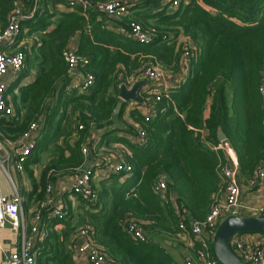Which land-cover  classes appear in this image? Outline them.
I'll use <instances>...</instances> for the list:
<instances>
[{"label":"trees","instance_id":"obj_1","mask_svg":"<svg viewBox=\"0 0 264 264\" xmlns=\"http://www.w3.org/2000/svg\"><path fill=\"white\" fill-rule=\"evenodd\" d=\"M24 1L25 13H30L34 1ZM84 1L96 6L113 0ZM12 10V0H0V30L7 27ZM107 21L105 14L98 11L83 7L70 10L63 0H41L32 19L22 23L21 38L33 42L24 50L25 68L8 91L15 115L0 116V138L8 144L15 143L33 123L45 118L42 138L30 156L33 161L25 164L27 168L36 164L44 153L51 158L32 194L40 190L41 202L54 175L80 170L87 164L88 156L82 148L92 142L98 128L123 121L130 101L115 113L121 102L122 84L149 65L172 76L179 74L189 46L182 39L191 41L196 49L191 50L194 56L189 62L190 78L180 86L183 95L179 98L170 90L163 91L156 103L157 115L151 120L139 109L152 105L147 101L148 95L144 94L141 103L136 102L130 115L145 131L148 144L139 152V147L126 143L134 152L127 158L134 176L121 184L119 180L125 174H112L99 188L94 185L98 201L88 204L82 227L92 228L94 242L115 264H186L184 256L183 263L179 262L161 246L163 238H175L184 245L183 231L175 207L162 201L153 187L165 175L169 189L179 196L178 207L191 220H205L215 196L225 187L219 178L225 164L217 139L220 126L237 153L242 175L251 179L259 171L264 162V106L260 93L264 71V0H188L175 11L165 0H138L130 4L128 15L118 25L126 30L132 24L140 25L152 35L148 45L110 30ZM76 37L77 53L88 61L82 64L81 71L95 79L88 94L69 88L72 76L63 52ZM32 71L36 73L34 81L22 85ZM208 100L211 114L204 121ZM233 120L235 126L230 124ZM203 125L209 130L205 141L212 147L200 159L194 155L202 152ZM135 128L127 127L126 131L135 133ZM109 136L106 133L103 139ZM167 138L176 140V148L170 154L146 153L151 143L159 149ZM108 142L125 143L117 137ZM100 145L101 141L99 149ZM28 174L31 177L32 171L28 170ZM130 183L137 185L133 193L127 190ZM63 209L66 216L53 219L46 226L37 264H76L74 246L78 231L57 230L63 225L69 228L67 220L73 210ZM128 220L138 224L151 241H133L125 231ZM211 249L213 252L212 246Z\"/></svg>","mask_w":264,"mask_h":264},{"label":"built area","instance_id":"obj_2","mask_svg":"<svg viewBox=\"0 0 264 264\" xmlns=\"http://www.w3.org/2000/svg\"><path fill=\"white\" fill-rule=\"evenodd\" d=\"M12 1L13 10L9 14V23L4 30H0V116L4 118L15 115L8 91L11 85L18 81L20 74L25 68L27 59L24 50L28 46V41L21 38L22 23L32 19L38 4L41 2V0H33V10L30 13H25L24 0ZM63 1L67 9L70 10L83 7L105 14L108 18L107 26L110 30L128 36L140 44L148 45L152 42V35L146 33L140 25L132 24L130 30L118 25L128 15L130 4L138 0H113L96 6L84 0ZM165 2L168 3L171 11H175L182 3H187L188 0H165ZM187 42L189 41L187 40ZM191 50L193 49L188 46L184 52L182 70H186L191 58L194 56ZM77 51L78 41H71L63 52V57L68 63L69 72L72 76L69 88L78 90L81 94H88L94 86L95 79L92 74L81 71L82 64H88V61L79 56ZM176 76L179 81H183L185 75L181 71ZM145 80L150 85L145 94L148 95L147 101L152 103V105L149 107L148 112L143 114L151 120L155 115L154 104L159 102L163 92L159 87L165 82V87H170L168 82L171 80V76L162 68L149 65L140 71L137 77L130 78L127 84L124 83L122 86L127 88L134 87L135 84ZM262 80L260 93L264 106V71ZM142 98H144V95ZM135 107L136 103H132V109H135ZM132 109L127 111L128 116ZM45 121L44 117L40 118L30 126L24 136L15 143H10L14 149L13 152L3 145L0 138V167L4 171H7V166L13 162L17 172L24 174L25 164L42 138ZM79 128L83 129V126ZM135 129L137 132L135 145L140 148L146 147L148 140L145 131L140 126ZM92 138V142L82 148L85 155L92 157V161L86 170L80 169L79 173L71 176L67 189L75 197L93 205L98 201V194L92 185L94 172L97 167L102 166L113 174H130L133 171V166L123 156L118 157L116 160H111L109 157L100 154L99 140L94 135ZM219 149L223 153L225 162L219 171V175L225 187L219 197L215 199V203L205 220H191L177 207L175 208L176 214L180 219V229L183 231L182 242L186 250L184 255L186 264H220L215 258L211 246L218 226L226 217L236 213L239 214L242 209L251 211L255 217H264V204L250 208L244 205L241 169L234 148L228 141H221ZM126 153L129 154L128 151ZM251 179V186L256 187L259 183L264 185V162L255 177ZM10 181L13 189V193L10 195L4 194L0 186V230L10 229L17 235L18 240L14 245L15 251L9 253L7 257V264H37L39 246L42 245L45 235L44 229L47 225L44 221L45 217L47 220L63 218L66 216V212L58 206V199L54 195V186L50 182L46 188L45 198L37 203L32 213V219L27 224L25 199L14 180L10 178ZM153 190L162 200L165 201L169 198L165 175H161L156 180ZM187 220L189 221L188 224L186 223ZM125 231L137 243L147 244L151 241L143 229L134 221L128 220L125 222ZM250 237H258L263 240L253 243L250 241ZM231 246L236 254L247 264H264L263 234L236 235L231 241ZM74 254L76 264H115L94 242L91 227L80 229L76 234Z\"/></svg>","mask_w":264,"mask_h":264},{"label":"crops","instance_id":"obj_3","mask_svg":"<svg viewBox=\"0 0 264 264\" xmlns=\"http://www.w3.org/2000/svg\"><path fill=\"white\" fill-rule=\"evenodd\" d=\"M72 41H77V37L74 38ZM182 42L189 43V46L192 49H194V50L196 49L195 48L196 46L191 41L187 42V40L182 39ZM189 68H190V66L188 64L186 70L185 69L182 70V73H184V75H185L183 81H179V79L177 78L176 75H173V76L170 75L171 80L168 82V84H169L168 86H170V87H165V85H166V82H165L164 84L160 85L159 89L161 91L170 90L172 92V94H178L179 98H180V96L183 95L179 92L180 86L182 84H184L185 82H187L188 79L190 78ZM35 77H36V73L34 71H32L30 76L28 78L24 79V81L21 84L22 85L29 84L32 81H34ZM129 80H130V78L128 79V81ZM15 83H13V84H15ZM149 87H150V85L148 83L147 86L142 88V90H141L142 96L146 93V91L148 90ZM132 88L133 87H130V88L128 87L129 90H131ZM228 99H229V103H231L232 102L231 90L228 91ZM132 103H136V102L130 101L127 104L126 109H125V113H124V117H123V121H120V122L116 121L108 127H106V126L100 127L94 133V137L97 140H99V143L101 141V145H100L101 147H100L99 153L105 157L106 156L109 157L111 160H116V159H118V157L123 156L124 158L126 157L125 158L126 161L129 162L127 158L133 156L134 152H133L132 148H130L126 145V143H128L132 146H135L136 148L138 147L135 145L136 137H137L136 132L135 133H129L126 131L127 127H134V126L138 127L137 126L138 123L136 122V120L131 118V115H129V116L127 115V111L129 109H132ZM154 105H155V107H154L155 115L153 116L152 119H154L157 115V105L156 104H154ZM139 109H140L141 113L148 112L147 108L144 109V108L140 107ZM131 111H130V114H131ZM210 114H211V109H210V104H209V100H208V103H207V105L203 111V116H202L203 120L205 121V120L209 119ZM184 116H185V113H183V116H181V118L183 119ZM230 124L235 126V124H236L235 120H233ZM220 130L223 131V133L227 137V134H226V132L222 126H220L218 128L217 136H218ZM106 133L110 134V136H109V138L103 139V136ZM200 135H201V143H200L201 147L200 148H201L202 152L200 155H194V156L202 159V157L205 156L204 152L207 149H209L210 147H212V145L210 143H206V141H205L207 139V137L209 136V130L206 128L205 125L202 126L201 131H200ZM115 137L123 139L125 141V143L112 142L109 144L108 141L110 139H114ZM217 139L219 141V138H217ZM3 140H4V138H3ZM75 140H76V138L73 139L71 142L73 143ZM226 141H228V138ZM175 142H176L175 139L167 138L165 145L161 146L159 149H158V147L155 148L154 144L151 143L149 145L150 150H148L146 153L149 154L150 152L158 153V152L164 151V155L166 156V155L170 154L176 148ZM8 146H9V150L11 152H13L14 149L11 146V144H8ZM137 150L139 152H142L145 149H141L139 147ZM126 151H128L129 154H127ZM202 153H204V155H202ZM32 157L29 158V160H28L29 163H32V161H33ZM39 157H40V160L36 164L29 165V168H27L25 165V171H24L23 175L17 172L16 168L14 167L13 162H11L7 166V171H4L0 167L1 168L0 169V186H1L2 192L6 195H10L13 193L10 178H12L14 180V182L16 183V185L18 186V188H20V193L23 196V198L25 199V215H26L27 224L30 223V221L32 219V213L35 210L37 203L39 202L38 194H39L40 190H38V193L36 195H32V194L34 192L35 186L39 184L40 176H41V172H42L43 168L51 160V158L49 157V155L47 153L41 154ZM143 162L145 164L148 163L145 160H143ZM200 168L201 169L203 168L202 164H200ZM28 170L32 171L31 177L28 174ZM79 171L80 170H75L72 172L59 173V174L54 175L51 179V182L54 186V195H55L56 199H58V201H57L58 206L60 208L70 207L73 210L72 211L73 215H75V219H73V217H72V220L69 219V221H67L69 228L64 227V225H63V226H60L57 228V230H59V231L67 230V229H74L75 232H77L80 229H82L83 226H85V224H83V222L85 220L84 217L87 215L86 211L88 210L89 205L88 206L86 205L84 208L78 206L77 200H80V199L76 198L67 189V184H68V181L71 179V176L73 174L79 173ZM112 174L113 173H110L107 170H105L104 167L99 166L95 169L93 181L96 180L97 183H101L103 181L108 180ZM134 174H135L134 170L130 174H125L119 180L120 183L121 184L126 183L128 179H130L134 176ZM219 178H220V181L223 183L220 176H219ZM241 179H242V192H243L244 205L247 208H250V207L255 206V205H263L264 204V185L259 183L256 187L251 186L250 181L252 179H250L249 177H246V175H242V172H241ZM166 180H167V184L169 185V180L167 178H166ZM93 181H92V185L94 187ZM136 188H137V185L135 183H130L127 185V190L129 191V193H133L136 190ZM168 192H169L170 196H168L169 198L165 201L171 202L173 207H175V208L177 207L186 216L190 217L188 215V213H186L185 211L181 210L178 207L179 196L177 195V193L172 192L169 189V186H168ZM129 193L127 195H129ZM217 196L219 197V194H217ZM217 196H215L214 199H216ZM80 201H82V200H80ZM162 201H164V200H162ZM82 202H84V201H82ZM85 203H87V202H85ZM78 207H80V208H78ZM239 215L245 216V217H255V215L251 211H248L247 209L240 210ZM52 220L53 219L47 220V218L45 217L44 221H45V223H47L46 226H48V224H50V222ZM86 221L88 222V220H86ZM46 229H47V227H45L44 233L46 232ZM17 240H18L17 235L14 234L10 229L6 228V229L0 230V264H7V257L9 255V253H12L15 251L14 245L16 244ZM262 240L263 239H259L258 237H250V241L253 243H257V242H260ZM43 242H44V240H43ZM161 242H162L161 246L164 247L169 254H171L179 262L183 263V256H184L186 250L184 247L185 245H182L180 243L181 241L179 242V240H177L175 238H171V239L170 238H163L161 240ZM74 256H75V254H74Z\"/></svg>","mask_w":264,"mask_h":264},{"label":"water","instance_id":"obj_4","mask_svg":"<svg viewBox=\"0 0 264 264\" xmlns=\"http://www.w3.org/2000/svg\"><path fill=\"white\" fill-rule=\"evenodd\" d=\"M148 81H142L129 90L126 86L121 87V102L117 106L116 114L122 107L124 102L135 101L142 102L141 90L147 86ZM219 141H226L227 137L223 131H219ZM92 161V157H88L87 165L82 169L86 170ZM239 234H263L264 235V217H245L238 213L226 217L218 226L213 240L212 248L214 256L220 264H247L233 250L231 241L234 236Z\"/></svg>","mask_w":264,"mask_h":264},{"label":"rangeland","instance_id":"obj_5","mask_svg":"<svg viewBox=\"0 0 264 264\" xmlns=\"http://www.w3.org/2000/svg\"><path fill=\"white\" fill-rule=\"evenodd\" d=\"M24 40L28 41V43H32V42H33V41L29 40V39H24ZM29 41H30V42H29ZM1 142H2L3 145L9 150V146H8V144L6 143L7 141H3V140H1ZM0 169H1V168H0ZM93 183H94V185L96 186V188H99V187H100V183H97L96 180H94ZM76 198H77V197H76ZM77 204H78V206H80V207H82V208H84L86 205L88 206L87 203L82 202V201H80V200H77ZM80 207H78V208H80ZM72 217H73V219H75V215L71 214V215H70V220H72ZM67 219H68V218H67ZM67 221H69V219H68Z\"/></svg>","mask_w":264,"mask_h":264}]
</instances>
